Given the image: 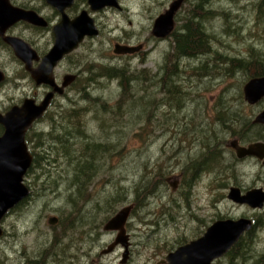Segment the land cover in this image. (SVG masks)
Returning a JSON list of instances; mask_svg holds the SVG:
<instances>
[{
    "label": "rangeland",
    "instance_id": "1",
    "mask_svg": "<svg viewBox=\"0 0 264 264\" xmlns=\"http://www.w3.org/2000/svg\"><path fill=\"white\" fill-rule=\"evenodd\" d=\"M14 1L18 5H27L47 15H54L45 0ZM172 1L120 0L124 10H89L100 33L87 37L83 45L58 69L60 80L65 72L71 75L77 73L79 77L67 89V93L59 96L50 107L40 127L30 131L29 145L32 149L44 147L45 152L52 154L53 150L58 152L60 148L56 145V137L60 135L62 140L58 142L69 145L72 147L70 151L76 153H80L81 144L90 141L109 143L112 148L106 150L107 147L103 146L106 152L102 149L98 157L90 150L85 153L86 159L93 157L96 161L97 158V173L92 182H85L84 194L77 201L80 210L74 214L78 216L74 228L61 230V222L55 225L49 222L52 216L60 219L62 214L65 217L68 215L71 210L69 194L75 193V189L70 188V192L64 182L67 177V171L61 170L65 168L64 158L57 156L56 163L49 164L46 161L48 164H42L51 169L52 178L49 179L52 182L46 181L44 170H37L35 175L34 172H28L25 182L27 185L32 184L34 193L28 204L22 205L17 212H13L16 207L11 209L2 222L5 230L4 236L0 238L2 264H166L161 261L170 251L202 236L214 220L241 217L264 220V208L255 209L228 198L233 184L240 186L243 191L254 187L264 188V159H236L228 148V131L217 117L219 108L227 107L251 117L253 122L264 108V102L256 105L245 103L243 86L250 79L248 74L230 72L226 68L229 62L226 64L218 60L219 54L230 57L248 55L247 49L251 45L264 48V24L256 21V12L253 11V3L258 0H212L210 7L219 12L224 11L228 16L223 17L221 14L205 26L215 34L212 53L206 57L184 58L175 64L169 54L174 51L173 39L158 41L152 35L155 19L166 11ZM193 2L185 0L182 4L176 14V28L193 8ZM80 5L85 6L84 2H80ZM25 32L31 33L30 30ZM42 36L41 46H44L49 36L46 32ZM145 40L148 41L146 48L150 49L145 62L117 56L114 52L116 43H140ZM164 49H167V53L160 56L163 68L169 67L167 70L170 71V67L177 64L176 70L182 74V78L178 79L184 90V95L180 93L181 109L164 103V87H159L160 83L155 81L163 76V70L158 72L157 67L160 66L158 56ZM218 61L220 65H217ZM0 63L8 76L6 83L0 84V107H5L22 95L24 71L19 60L4 46H0ZM205 63L208 64V71L201 69ZM117 65L125 69L128 75L132 74V77L147 73L150 80L146 78L149 75L142 77V81L130 79L131 92L126 93L118 77L101 73L103 66ZM84 84L87 95L83 98L84 93L79 88ZM103 104L107 106L106 109ZM73 110L82 111L81 118L76 117L83 120V127L74 129L75 120L71 118V122L67 119ZM64 127L71 133H67ZM176 127H181L183 133ZM258 130L251 132L257 136L254 140L264 142V129L262 138L255 135ZM36 131L41 136L36 137ZM49 133L56 136H49ZM191 133L203 139L214 137L216 142L223 143L220 145L222 149L226 148L216 155L215 164L209 168L214 169L211 173H207L208 168L200 167L196 175L202 170L201 173L206 174L197 178L195 183L184 177L183 180L177 179L178 183L173 189L175 176L185 170L186 159L192 154L189 151L193 149L195 138H191ZM39 139L40 142L36 144ZM250 143L246 139L241 145ZM195 157L191 156L190 159ZM62 174L65 177H61ZM148 174L150 184L146 183ZM43 181L46 182L44 185ZM139 188L148 189V195L143 193L138 196ZM112 196H116V200H112ZM128 205L131 206V213L125 229L130 245L128 257L123 263L126 249L122 244L106 251L116 240L119 231L106 230L105 225ZM71 217L68 220L71 221ZM255 230L257 238L252 250L259 255L264 253V227ZM53 241L61 242L63 249L56 255L57 261L53 254L45 260L44 255L47 253H42L51 247ZM238 258L225 255L219 261L243 264V260ZM252 263L246 260V264Z\"/></svg>",
    "mask_w": 264,
    "mask_h": 264
},
{
    "label": "water",
    "instance_id": "2",
    "mask_svg": "<svg viewBox=\"0 0 264 264\" xmlns=\"http://www.w3.org/2000/svg\"><path fill=\"white\" fill-rule=\"evenodd\" d=\"M61 13V20L54 26L55 42L37 68L31 65V57L37 54L34 49L22 38L6 35L8 27L20 20H27L37 25H46L44 17L34 10H27L15 5L12 0H0V36L11 45L15 54L27 63L26 67L31 71L33 78L40 83H51L54 91L46 95L41 104H36L28 99L23 105H16L6 113L0 112V124L5 131L0 135V238L5 230L2 222L9 211L18 203L29 196L30 188L25 183V176L33 163V155L30 152L25 135L32 123L40 118L49 106L55 91L63 93L64 87L76 79V75L68 74L61 87L55 83L54 68L59 61L73 50L86 36H97L100 30L95 18L87 9L82 10L76 17L71 18L66 8L74 3V0H46ZM185 0H173L164 13L158 15L153 24L152 33L158 38H164L173 33L176 27L175 16L181 9ZM91 11H99L105 7L120 8L119 0H87ZM138 47L116 43V54L134 53ZM5 78L4 71L0 68V82ZM244 100L249 105H256L264 98V75L250 78L243 86ZM254 123L264 124V109L258 112ZM239 158L256 156L264 159V142H252L248 145H240L237 140L232 142ZM228 198L248 204L252 208H264V188L256 187L245 193L237 187H231ZM131 213V206H126L117 212L105 225L107 230H118L116 240L106 250L114 249L118 244L125 247L123 263L126 262L129 253V236L126 234L125 225ZM57 216L49 219L50 224L55 225ZM253 227V220L247 217L217 219L206 229L204 234L194 240L182 244L170 251L162 263L166 264H214L217 259L225 256L241 239V237Z\"/></svg>",
    "mask_w": 264,
    "mask_h": 264
},
{
    "label": "trees",
    "instance_id": "3",
    "mask_svg": "<svg viewBox=\"0 0 264 264\" xmlns=\"http://www.w3.org/2000/svg\"><path fill=\"white\" fill-rule=\"evenodd\" d=\"M211 1L212 0H194V2H193L194 6L191 9V11L185 15V19H183V23L180 26H178V28L175 27V29L172 33L173 42H174V51L169 53L173 59L172 60L170 58L171 61L177 60L180 57H182V58H180L178 60H181L184 58L194 59L197 57H206L207 55L212 53V51H213V48H212V46H213V35H215V34L212 32H209V30H207V28L205 26H206L208 21H210L211 19H214L215 17H219L221 14H223V17H225V16L228 17V16L226 15V12H224L222 10L219 12L218 10L210 7V5L212 3ZM21 5H23V4H21ZM253 11L256 12V17H255L256 21L258 23L264 24V0L254 1ZM262 49H264V48L260 49L254 45H251L247 49L248 55H242L241 57H239V56H231L230 57L227 55L219 54L218 60L221 61L222 63L225 62L226 64H228V62H229L230 65L229 66L226 65V68H228V70L230 69V72H231V70H233L235 72L242 71V72L248 74V78H252L254 76H263L264 75V50H262ZM219 61H218V63L216 62L217 65H220ZM176 67H177V64L172 65L170 67V71L167 70L169 67L163 68L162 69L163 70L162 71L163 76L161 78H157L155 81H158L160 83L159 87H164V92L166 94L163 98L164 102L167 103L170 107H174V108L177 107L178 109H181L182 104L180 103V93H183V95H184V90L181 88V85H179V83H178L177 79L182 78V76H181L182 74L179 71L177 72ZM199 69H200V66H199ZM201 69H202V71H208V64L207 63L203 64L201 66ZM213 69H216V68H213ZM91 73H93V72L91 71ZM101 73H102V75H106V76L113 77V78L118 77L121 80V83L123 85L122 87L126 93L131 92L129 90L130 79H132V80L138 79V80L142 81V79H141L142 77H146L147 75H149L146 73L145 75L140 74V75H136V76L132 77V74L128 75L126 73L125 69H123L122 67H118V66H103L101 69ZM155 77H156V75H154V78ZM146 78L148 80H150V75H149V77H146ZM91 80H89V81H91ZM79 91L84 93L83 94V98H84L87 95L86 84H84L82 87H80ZM103 106L105 107L104 109H106L107 106L104 104H103ZM230 106H232V105H230ZM219 109H220V111L217 115V117L219 118L218 121L219 122L221 121V123L228 125L225 127L226 131L230 130L233 133H240L239 128L237 130L238 125H240V126H241V124L249 125L252 123L251 117L241 115V113L237 110H233V109L227 108V107L219 108ZM78 114H80V115H78ZM82 115H83L82 111L73 110L72 114L70 115V113H69V115L67 116V119L69 121H71V118L73 120H75V122L72 126L74 129L83 127L84 122H83V120L80 119ZM76 116H80V118H78ZM253 127H251V126L243 127V128L241 127L243 130H245V132L250 133L249 136L247 137V140H249V141L254 140L253 139L254 135L251 133V132H254ZM241 128H240V130L242 131ZM63 129L67 133H71V131L69 129H67L66 127H64ZM54 131H56V130H54ZM180 132L183 133L182 130ZM50 133L48 134L49 136L50 135H54L52 137L56 136L55 134H50ZM256 135H258V132L256 133ZM59 136L60 135H58L56 137L57 138V144L56 145H59V147H60L58 152H56V150H53V152L51 154L49 151L45 152L46 148H44V147L41 149L34 148V150H36L37 152L34 153L35 159H34L32 166L30 167L28 172H34V175H35L37 170H44V176L47 178L46 181L49 182V180H50L49 178H52L51 169L43 167L42 164L43 163L48 164L46 161H49V164H51L52 162L56 163L58 160L57 156L64 158V160H65L64 162H66L65 168L61 169V170L67 171V177H65V174H62L61 177H65L64 182L67 185V188L70 190V192H72V190L70 188H73V190L75 189L74 194H69V199H71V204H70L71 210L69 209L70 211H68V215L66 217L61 213L62 215H61V218L59 221V223L61 222V224H62L61 230H66L67 228H74L77 226L76 222L78 220V216L74 215V214L78 213V211L80 210V207H79V209L77 208L78 207L77 201L81 198L80 195L84 194V185L86 184L85 182H87V183L92 182L94 175L97 173L96 172V165L98 163L97 158H95L96 161L93 160V157H91L92 159H89V158L86 159L85 153L86 152L88 153V151L90 150L89 152H91V153L93 152V154L94 155L96 154V157H98L100 154V151L102 149L106 152V150H110L112 147H111V144H109V143L104 144L102 142L99 143V142L90 141L89 143L87 142L85 144H81L80 145L81 148L79 149L80 153H76L77 151L76 152L70 151V150H72V147H69V145L62 144V142L59 143L58 141L62 140L59 138ZM232 137L240 138L237 134H233ZM258 138H262V136H259ZM262 139H264V137ZM41 141H43V140H41ZM39 142H40V139L38 140V142L36 144H38ZM103 146L107 147L106 150L104 148H102ZM40 154L50 156L51 158H48V160L45 159V161L43 162L41 158L37 159V156ZM72 157H74V158L71 159ZM61 167L63 168V166H61ZM147 167H148L147 172H149L150 171V165H148ZM37 177H39V175H37ZM147 178H148V180L146 183L150 184L149 174H148ZM42 183L44 185V183H46V182L43 181ZM28 186L31 190L29 196L26 199H24L22 202L17 204L15 206L16 208L13 210V212L19 211L22 205L28 204L27 201L29 200L31 195H33V193H34L32 184H28ZM142 189L143 188L138 189V192H137L138 196H140L143 193H144V195L145 194L148 195L146 193L148 191V189H145V190H142ZM111 199L116 200V196H112ZM69 216H72L71 217L72 221L68 220ZM260 221H262V224H263L264 221L261 220V218L257 222V224H259ZM255 229L256 228L254 227V230H251L250 232H246V234H244L241 237L239 242L226 254V256H228V257L238 256L239 257L238 259L243 260V264H246L247 259L253 261L252 264H264V253L256 255L253 253V250H252L253 249L252 244L255 243L254 241L257 238V236H255V231H256ZM53 242L54 243H51V247L47 248L45 250V252L42 253V254L47 253V255H44L45 260L47 257H49V258L51 257L48 255L53 254L55 261H57L56 255H58L61 252V250L63 249L61 242H57V241H53ZM250 251H252V253H250ZM224 262H223V260L222 261L217 260L215 264H225ZM54 263L55 264H61V263H57V262H54ZM0 264H2L1 259H0ZM38 264H43V263H38Z\"/></svg>",
    "mask_w": 264,
    "mask_h": 264
},
{
    "label": "flooded vegetation",
    "instance_id": "4",
    "mask_svg": "<svg viewBox=\"0 0 264 264\" xmlns=\"http://www.w3.org/2000/svg\"><path fill=\"white\" fill-rule=\"evenodd\" d=\"M12 2L15 5H18L14 0H12ZM45 2L52 8L53 13H54L53 16L43 13L40 9H37V8H34V7H28L27 5H21L20 4L18 6H20L22 8H25L27 10L36 11L40 16L44 17V19L47 22L46 25H37V24L31 23V22H29L27 20H20V21L16 22L15 24H13L12 26L8 27V29L6 31V35H11V36H16V37L22 38L24 41H26L32 47V49L35 50V52L37 54V57H35L34 55H32V57H31V65H32L33 68H37L41 64L44 56L46 54H48L50 49L53 47L54 42H55V36H54V30L53 29H54V26L61 20V13L58 11V9L53 7L46 0H45ZM80 2H84L85 6L88 7L87 10H90V7H89V5L87 3V0H74V3L71 6L66 8V12L68 13V15L71 18L76 17L82 10L86 9L85 6L82 7L80 5ZM107 9H115V7H105L102 10L104 11V10H107ZM116 9L124 10L125 8L123 6H121L120 8H116ZM176 18H177V15L175 16V20H176ZM98 28H99V26H98ZM26 30H30L31 33L30 34H26V32H25ZM99 30H100V28H99ZM45 32L49 36V39L47 40L46 43H44V46H41V44H43L42 40H43V37H44V36H42V34L45 33ZM152 35L158 41L170 40L171 38L173 39L172 34L169 35V36H166L164 38H158L153 33H152ZM87 37L88 36H86L84 38V40L79 44L78 48L73 50L71 53L66 54L59 61V63L56 65V67L54 68V73L53 74H54V77H55V83L57 85H59L61 87H64L63 83L65 81V77L70 73V72H68V73L65 72L63 74L62 80H60V74L58 72V69L63 66V62L65 60H69L72 57V54L74 53V51H76L77 49H79L81 47V45H83V42L86 40ZM130 43H132V44H130ZM130 43H121V44L138 47V50L135 51L134 53L118 54L117 56L128 57L131 60H135V59L139 60L140 59L141 62H145V60H144L145 57H148V54L150 53V49L146 48V45L148 44V41L145 40V41H142L140 43H138V41L137 42L134 41V42H130ZM0 46H4V47L8 48L13 53V55L16 57V59H18L19 62L21 63L23 71H24V76H23L24 78L22 77L24 79V81L23 82L21 81V85L23 87L22 88V95L20 96V98L17 101L12 102V104H10L9 106L0 107V112L1 113H6L7 111H9L12 107H14L16 105H19V106L23 105L24 102L26 100H28V99L33 100L36 104H41V102L44 100L46 95L48 93H50L51 91H54L55 86L52 85L51 83H45V82L38 84L37 81L33 78L31 71L26 67L27 63L25 61H23L22 59H20L15 54V52L13 51V48L11 47V45L6 43V41L3 39L2 36H0ZM166 50L163 53H160L159 56H158V58H159L158 61H159V64H160V66L157 67L158 68L157 69L158 72L163 69L164 65L160 62V56H161V54H164V53L166 54L167 53ZM169 50L171 51V49H169ZM180 58H182V57H180ZM180 58H178V59H180ZM178 59L174 60L173 63L175 64L176 62H179ZM167 61H169V59H167ZM0 68L4 71V74H5V78L0 82V84L3 85L8 80V76L6 74V71L3 69L1 63H0ZM75 75H76V79L73 82H71L70 84H68L67 86L64 87L63 93H59V92L55 91L54 96H53L49 106L47 107V109L43 113V115L40 118L36 119L32 123V126L26 131L25 139H26L27 145L29 147V150H30V152L33 155V161L35 159V154L34 153H36L37 151L32 149L31 145H29L31 143V139L29 137V133H30V131H32L34 129H38V127H40V125L43 122V119H45L47 117L46 113L48 112L50 107H52L55 104V102H56V100L58 99L59 96L65 95L67 93V89L70 86L72 87V84L75 83V81L79 77V74L76 73ZM261 102H264V98L259 103H261ZM221 125L224 126V127L228 126V125L223 124V123H221ZM249 126H251V127L254 126L253 127L254 129H260L259 132H258V136H263L262 130L264 129V124L254 123V122H252L249 125H245V124H241V126L238 125L237 130L239 128V132L240 133H233L230 130L228 131V134L230 136V140L227 142L228 143V148H230V150L234 153V157L236 159L242 160V159H248V158H256V156H247V157H244V158H239L237 156V153H236L235 149L231 145L232 142L235 141V140H237L239 142V144L241 145V143H243L247 139V137L249 136L250 133L249 132H245V130H243L242 128L243 127H249ZM177 128H179L178 130L181 131V127H176V129ZM240 128L242 129V131L240 130ZM4 131H5L4 126L2 124H0V135H2L4 133ZM233 134H237L240 138L232 137ZM34 135L36 137L41 136L40 132H38V131H36V134H34ZM256 137L257 136H254L253 139L254 138L257 139ZM191 138H195L193 140V143H194L193 144V149H191L189 151L192 154H190L189 157L187 158L188 161L186 162L187 166L185 167V170L184 171L182 170L179 174H177L175 176V182H173V185H172L173 189L176 188V185L178 183L177 179H181L182 178V180H183L184 177L192 179V184L195 183L197 181V178H199L201 175L203 176V174H206V173H201L202 171H204V170H202L200 172V174L196 175L197 170L200 167L204 166L205 168H208L207 170H209V171H207V173H211V170H214V169H209V168H212L213 165L215 164L214 162H215V159H216V155L220 154L221 151L223 152L224 149L226 148L225 147L224 149H222V146H220V145H223V143H220V141L216 142L214 137H211L209 139H203L202 136L196 137V136H193L192 133H191ZM254 141H256V140H253L251 142H254ZM258 141H263V140H258ZM258 141H256V142H258ZM196 144L198 145V147H196ZM216 151H218V152H216ZM179 152H181V150H179ZM183 153H186V152H183ZM194 155H196V157H195L196 159L195 158L194 159H190V157L194 156ZM197 157H198V159H197ZM40 158L42 160H45V159H48V158H51V157L47 156V155L40 154V155L37 156V159H40ZM257 159H259V158H257ZM218 179H220V178H218ZM212 183L214 185L215 182L212 180ZM234 186H237V185H232L231 187H234ZM237 187H239L242 190V188L240 186H237ZM242 192L245 193L246 191L242 190ZM130 205H133V204H130ZM59 221H60V219L58 217V221L56 223L59 224ZM258 221L259 220L257 218H255L253 220V222L255 223V228L264 227V222L262 224V221H260V223L257 224ZM252 230H254V228ZM250 231H248V232H250Z\"/></svg>",
    "mask_w": 264,
    "mask_h": 264
},
{
    "label": "bare ground",
    "instance_id": "5",
    "mask_svg": "<svg viewBox=\"0 0 264 264\" xmlns=\"http://www.w3.org/2000/svg\"><path fill=\"white\" fill-rule=\"evenodd\" d=\"M119 2H120V0H119ZM120 4H121V2H120ZM206 26H207V25H206ZM216 36H217V35H216ZM117 66H118V65H117ZM180 67H181V66H180ZM152 76H153V75H152ZM177 80H178V79H177ZM147 81H148V80H147ZM179 82H180V81H179ZM171 104H172V103H171ZM160 107H161V106H160ZM158 108H159V107H158ZM182 108H183V107H182ZM152 113H153V112H152ZM172 113H173V112H172ZM160 115H161V114H160ZM151 116H152V115H151ZM185 116H186V115H185ZM145 117H146V116H145ZM170 117H171V116H170ZM174 117H175V116H174ZM148 118H149V117H148ZM225 119H226V118H225ZM190 121H191V120H190ZM159 122H160V121H159ZM161 123H162V122H161ZM150 125H151V124H150ZM194 125H195V124H194ZM189 126H190V125H189ZM156 129H157V128H156ZM121 140H122V139H121ZM203 151H204V150H203ZM181 152H182V151H181ZM216 152H218V151H216ZM175 155H176V154H175ZM108 157H109V156H108ZM184 157H185V156H184ZM220 157H221V156H220ZM184 159H186V158H184ZM195 159H196V158H195ZM186 160H187V159H186ZM183 166H184V165H183ZM190 167H191V166H190ZM202 168H203V167H202ZM201 170H202V169H201ZM211 171H212V170H211ZM215 171H216V170H215ZM112 173H113V172H112ZM233 174H234V173H233ZM216 176H217V175H216ZM218 177H219V176H218ZM216 178H217V177H216ZM222 179H223V178H222ZM222 184H223V183H222ZM233 185H234V184H233ZM228 188H229V187H228ZM26 198H27V197H26ZM26 198H25V199H26ZM23 200H24V199H23ZM23 200H22V201H23ZM22 201H21V202H22ZM97 201H98V200H97ZM18 204H19V203H18ZM240 204H244V203H240ZM247 205H248V204H247ZM219 219H226V218H219ZM76 220H77V219H76ZM69 221H70V220H69ZM71 221H72V220H71ZM75 222H76V221H75ZM155 225H156V224H155ZM65 227H66V226H65ZM254 227H255V223L253 222V227H252V229H253ZM252 229H251V230H252ZM68 230H69V229H68ZM106 230H107V229H106ZM261 230H262V229H261ZM61 235H62V234H60V236H61ZM3 236H4V235H3ZM3 236H2V237H3ZM56 237H57V236H56ZM64 237H65V236H64ZM55 239H56V238H55ZM195 239H196V238H195ZM253 239H254V238H253ZM193 240H194V239H193ZM190 241H191V240H190ZM238 242H239V241H238ZM53 243H54V242H53ZM261 250H262V249H261ZM261 250H260V251H261ZM262 251H263V250H262ZM217 260H219V259H217ZM217 260H216V261H217ZM216 261H215V263H216ZM215 263H214V264H215Z\"/></svg>",
    "mask_w": 264,
    "mask_h": 264
}]
</instances>
